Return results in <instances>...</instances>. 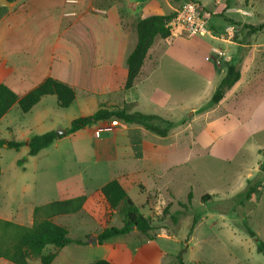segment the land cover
I'll return each mask as SVG.
<instances>
[{
    "label": "rangeland",
    "instance_id": "obj_1",
    "mask_svg": "<svg viewBox=\"0 0 264 264\" xmlns=\"http://www.w3.org/2000/svg\"><path fill=\"white\" fill-rule=\"evenodd\" d=\"M158 1L168 10L166 0ZM170 1L177 9L188 0ZM193 1L206 15L212 34L190 36L173 26L171 37L156 39V51L149 54L140 80L126 94L129 111L158 114L175 122L164 141L151 132L143 137L144 149H163L167 154L157 162L131 159L106 164L112 175L119 172L121 164L136 169L143 163H154L153 174H137L145 188L136 182L127 187L141 212L153 218L157 227L151 232L153 243H147L149 236L139 231L116 235L113 241L127 244L140 264L175 263L179 254L185 264H264V253L257 250L249 233L253 230L264 241V192L258 201L255 197L238 199L264 161V29L253 32L251 28L264 22V0ZM241 9L251 15H244ZM229 27L232 36L227 32ZM240 46L245 53L240 80L220 103L203 110ZM215 47L227 56L221 57L219 64L212 53ZM209 53L211 60L205 58ZM117 60L100 69L108 74L112 70L110 94H119L116 99L123 106L125 94L120 88L126 81L123 71L127 63ZM77 91V101L68 108L60 107L54 95L27 113L16 103L1 121L0 139L23 142L19 149L0 146L1 218L29 223L36 206L89 193L102 181L104 176L96 175V166L79 156L78 145L86 143V135L64 134L38 154H29L27 137L51 130L62 132L74 119L91 115L108 100V95L90 97L89 91ZM134 97L138 102L132 100ZM167 204H171L169 212L176 220L163 214ZM54 221L66 226L74 240L85 239L90 230L99 227L81 211L58 215ZM109 226H122L118 213ZM136 247H140L139 253ZM156 249L162 252L160 256ZM65 252L78 263L109 256L104 245L88 243L84 247L74 241L51 264L71 260Z\"/></svg>",
    "mask_w": 264,
    "mask_h": 264
},
{
    "label": "crops",
    "instance_id": "obj_2",
    "mask_svg": "<svg viewBox=\"0 0 264 264\" xmlns=\"http://www.w3.org/2000/svg\"><path fill=\"white\" fill-rule=\"evenodd\" d=\"M6 1H2L0 4L2 9L0 18V83L7 84L22 96L47 77H54L72 85L77 96L78 89L89 91L87 95L90 97L108 95L106 103L99 107L102 105L107 107L126 106L129 98L126 97V94L131 92L140 80L141 71L132 88L129 90H124V86L120 88V92L125 94L122 101L125 103L123 106H119L121 102L119 103V99H116L119 94L115 96L110 94L112 93L111 80L114 76L112 70L108 74L100 69L101 65L113 62L114 58H117L120 63H127L126 60L137 43V20L155 13L169 14L178 9L174 8V4L170 0H166L168 10L158 0ZM156 45L155 42L148 51L144 65L149 54L156 51ZM91 65L93 69L89 68ZM111 66L113 69L114 65L111 64ZM123 73L124 76H127V68H124ZM77 96L74 102L77 101ZM46 97H54V95L44 96L39 102ZM135 98L132 100L138 102ZM14 106L15 104L11 109ZM11 109L0 119V123ZM111 121H100L71 134L74 137L81 134L86 135L84 138L86 143L78 145L79 156L83 161L89 159V162L96 166L97 176H104L94 190L85 193L87 199L81 210L91 217L99 227L90 230L85 239L77 240H82L83 242L78 244L84 247L88 243L91 246L104 245L109 255L106 256V259L113 264H140L136 262L133 251L127 247V244L113 241L115 236L106 239L102 244L98 243V235L109 226L112 216L117 213L106 201L101 188L113 179L119 180L126 190L130 182H136L145 188L143 182L136 178L137 174H153L154 163H143L144 166H139L136 169H129L125 164H121L119 172L112 175L108 174L106 164L131 159L157 162L162 160L167 152L163 149L160 151L158 148L144 149L143 137L151 131L142 125L129 124L122 120H117V124L111 130L102 131L99 136H96L97 129L104 125H110ZM54 124L56 123L54 122ZM168 135L163 137L156 134V137L159 141H164ZM60 136L58 139L63 138L64 134H60ZM26 140L28 142L30 137H27ZM32 222L33 219L29 223L21 224L31 225ZM131 232L136 233L138 230L135 229ZM151 232L150 235H146L149 236L147 243H153ZM93 236L96 243H93ZM64 247L59 250L55 259H59L64 254ZM49 248L53 249L52 246ZM135 250L138 253L141 251L140 247H136ZM155 252L159 256L162 253L157 249ZM65 255L71 259L67 260L65 264H87L78 263L76 258H73L75 261L72 262L70 252ZM33 259H38V262H34V264H41L39 258H31L29 264L33 263ZM0 264L14 263L0 258Z\"/></svg>",
    "mask_w": 264,
    "mask_h": 264
},
{
    "label": "trees",
    "instance_id": "obj_3",
    "mask_svg": "<svg viewBox=\"0 0 264 264\" xmlns=\"http://www.w3.org/2000/svg\"><path fill=\"white\" fill-rule=\"evenodd\" d=\"M1 10L0 8V18L2 15ZM175 16L176 11L169 14L155 13L137 20V44L127 58V76L124 90H129L134 86L144 65L148 51L156 42V39L158 37L167 39L172 36L173 26L170 22ZM251 28L253 32L261 31L264 29V22L258 26L251 25ZM244 57V47L240 46L235 56L229 62L226 75L203 110L220 103L226 93L240 80ZM47 95H55L58 99V105L62 108H68L76 99L77 94L72 85L54 77H47L22 96L7 84L0 83V119L16 103L22 112H30ZM105 120H122L129 124H139L163 137L167 136L171 129L176 126L175 122L165 119L158 114H148L138 110L129 111L126 106L107 107L102 105L91 115L74 119L70 127L66 129L67 134L75 133L80 129ZM59 137L61 136L54 130L34 135L28 141L29 154H38L40 150L51 145ZM22 145V141L0 139V146L19 149ZM101 192L110 207L121 216L122 226H107L104 228L98 235V243L102 244L110 237L127 234L135 229L143 234L150 235V232L157 228L154 225L153 218L141 212L139 206L132 201L128 191L119 180L113 179L108 181L102 186ZM263 192L264 161L261 163L258 175L255 178L247 180V187L243 192L238 194V199L244 201L245 199L255 197L256 201H258ZM189 198H192L191 193ZM205 198L206 195L204 196ZM86 199L87 195L82 194L71 198L53 200L49 203L36 206L33 210V222L31 225L21 224L14 220L0 217V258L14 264H29L31 258H39L41 264H51L62 247L74 241L82 243V240L72 239L69 236L68 228L56 223L54 217L78 213L83 209ZM170 205L167 204L163 208V214L169 215L172 219L176 220L175 214L169 212ZM195 223L196 220L194 219L190 233ZM249 233L257 243V250L264 253V241L257 237L253 230H249ZM50 246L53 249H50ZM87 264L113 263L108 259L101 258ZM171 264H185L182 255L179 254L176 262Z\"/></svg>",
    "mask_w": 264,
    "mask_h": 264
},
{
    "label": "built area",
    "instance_id": "obj_4",
    "mask_svg": "<svg viewBox=\"0 0 264 264\" xmlns=\"http://www.w3.org/2000/svg\"><path fill=\"white\" fill-rule=\"evenodd\" d=\"M240 11L244 15H251L249 10L241 9ZM170 24L172 26L180 27L181 30L185 31L190 36H204L206 34H212V31L207 27L206 16L201 13L197 2L192 0L185 1L181 7L176 10V16ZM231 29V27L227 28V32L230 36L233 35ZM212 53H214L215 57H217L216 61L218 64L221 62V57L227 59V56L225 57L226 53L219 48H213ZM212 53L207 54L205 58L207 60H211ZM115 124H117V120H112L110 125L99 127L95 133L96 136H99L102 131L111 130Z\"/></svg>",
    "mask_w": 264,
    "mask_h": 264
},
{
    "label": "water",
    "instance_id": "obj_5",
    "mask_svg": "<svg viewBox=\"0 0 264 264\" xmlns=\"http://www.w3.org/2000/svg\"><path fill=\"white\" fill-rule=\"evenodd\" d=\"M2 1H6V0H0V4H1ZM6 2L9 3L8 1H6ZM66 133H67V130H63L62 132H59L58 135L66 134ZM94 243H96V241Z\"/></svg>",
    "mask_w": 264,
    "mask_h": 264
}]
</instances>
